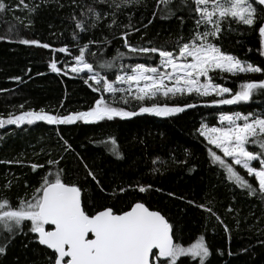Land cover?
<instances>
[{
	"label": "trees",
	"instance_id": "16d2710c",
	"mask_svg": "<svg viewBox=\"0 0 264 264\" xmlns=\"http://www.w3.org/2000/svg\"><path fill=\"white\" fill-rule=\"evenodd\" d=\"M3 3L9 10L0 13V36L8 35L9 38L0 40V118H7L9 113L18 114L20 105L25 111L44 108L51 114L60 115L91 107L99 93L85 84L87 76L84 73H54L48 65L55 59L57 66L63 69L66 63L73 62L72 56L78 52L72 47L75 42L71 16L74 12L78 14L80 6L91 4L92 0H76L75 4L72 0H48L46 3L24 0L23 4L21 0H3ZM157 3L158 0H146V5L125 8L117 14L118 25L111 30L106 27L111 20L106 18L90 32L80 33L81 44L89 39L102 41L107 37L111 43L102 50L95 44L90 48L108 61L117 55V50L127 52L119 35L123 31L121 25L129 22L140 28V32H133L129 37L133 45L148 40L162 44L180 36L187 39L195 27L194 15L185 8L164 19L161 18L165 14L164 5L157 10ZM24 4L40 7L30 14ZM177 4L178 0L170 7L175 10ZM98 7L108 10L105 5ZM154 11H157L155 18ZM149 20L152 23L149 24ZM29 22L30 26L25 27ZM260 23H264V14L251 28L233 23L231 27L235 31L228 32L225 25V34L220 40L222 48L241 60L264 67V56L260 55ZM9 24L16 25L19 35L8 33ZM20 39L40 40L49 43L51 48L21 44ZM65 45L70 47L71 56L53 51ZM88 59L93 62L91 56ZM146 60L145 56H125L119 63H144ZM153 60L158 63V56H153ZM115 71L108 70L110 79L115 78ZM215 77L217 83L236 90L242 81L264 79V74L234 76L217 72ZM211 99L195 94L169 99L167 103L170 105L195 103L197 106L166 118L140 114L95 123L77 121L49 125L38 121L20 127L6 125L0 128V197H7L15 205L25 194L30 196L52 168L47 161L60 160L59 167L65 171V181L75 182L82 188V203L90 212L106 206H114L117 211L128 210L132 203L143 202L151 210L160 211L174 226L175 242L187 247L203 235L211 250L205 264H264V243H261L264 241V203L228 181L224 169L211 163L208 149L213 148L219 154L218 150L208 145L198 132L202 122L217 125L221 112H264V95L256 94L251 101L237 105L205 106ZM127 107L128 110H137L138 104ZM109 137L116 140L121 158L109 150L110 144L106 148L100 143ZM64 141L74 151L65 152ZM249 148L256 150L254 146ZM77 154L97 174L102 188L87 176ZM17 160L23 163H7ZM33 163L44 167L34 171L31 168ZM236 167L255 185L254 177H247L243 169ZM9 182L11 186L6 188ZM138 183L152 187L141 193L136 187ZM120 187L127 191L119 192ZM207 202L214 205L213 210L228 226L229 233L215 217L209 218V214L197 206ZM229 208L232 211H228ZM29 227L30 223L26 222L23 232L7 242L6 254L0 255V264H49L52 251L38 243L36 234L30 233ZM5 243L0 237V246ZM218 250H222L223 255ZM177 264H199V260L181 257Z\"/></svg>",
	"mask_w": 264,
	"mask_h": 264
},
{
	"label": "snow or ice",
	"instance_id": "6c2138e0",
	"mask_svg": "<svg viewBox=\"0 0 264 264\" xmlns=\"http://www.w3.org/2000/svg\"><path fill=\"white\" fill-rule=\"evenodd\" d=\"M72 2L75 4L76 0ZM23 3L24 0H21ZM173 3L176 0H158L157 10L161 4L164 5L165 14L161 17L164 19L175 16L177 11L185 8L190 15H194L195 27L187 39L180 36L162 44L148 40L144 44L133 45L129 37L133 32H140V28L129 22L121 25L123 31L119 35L127 52L117 50V55L108 61L103 60L98 52H92L90 45L95 44L102 50L111 40L107 37L102 41L89 39L81 44L80 33L90 32L106 18L111 20L106 25L111 30L114 25H118V13L129 6L146 5V0H92L91 4L80 6L79 13L74 12L71 16L74 21L72 39L75 42L72 47L77 49L78 54L72 56L73 62L66 63L63 69L57 66L55 59L51 60L48 67L54 73L63 71L65 75L69 72L84 73L87 76L85 84L93 92L99 93V97L87 110L66 115L51 114L44 108L25 111L24 106L20 105L18 114L9 113L7 118H0V128L6 125H32L38 121L49 125L73 124L77 121L95 123L115 118L127 119L140 114L166 118L197 106L195 103H167V100L178 96L195 94L197 97L212 98L205 106H214L247 103L256 94L264 95V79L242 81L233 90L217 83L215 77L217 72L234 76L241 73L264 74V67L239 59L225 51L220 43L221 36L225 34V25L228 26V32L235 31L231 27L233 23L250 28L256 26L264 14V0H178L175 10L170 7ZM101 5H105L108 10L98 7ZM24 7L32 14L40 5L24 4ZM8 10V6L0 0V13ZM152 15L155 18L157 11ZM180 19L183 22V17ZM30 23L25 27L30 26ZM150 23L152 20H149ZM258 32L260 55L264 56V23L259 24ZM8 33L19 35L16 25L9 24ZM8 38V35L0 36V40ZM19 42L51 48L49 43H41L36 39H20ZM53 51L72 55L67 45ZM89 56L93 62L89 61ZM125 56H145L147 60L144 63H119ZM153 56H158V63L153 60ZM111 69H116L114 79L107 75ZM14 79L19 80L20 77ZM161 98H164V102H161ZM132 103L138 104L137 110H128L127 106ZM218 119L219 126L210 127L202 122L198 129L199 135L204 137L208 145L223 154L221 156L209 148L211 163L224 169L228 181L246 190L248 196L264 203V112H221ZM100 143L106 148L110 144L109 150L121 158L114 138L109 137ZM249 146L257 150H250ZM63 148L65 152L74 151L67 141H64ZM77 158L87 176L100 185L97 174L85 159L79 154ZM226 158H230L231 162ZM7 163L23 162L17 160ZM47 164L52 168L41 178V183L30 196L25 194L15 205L7 197H0V237L6 241L4 246H0V255L6 254L7 242L23 232L26 222L30 223L29 232L36 234L38 243L52 250L49 264H177L181 257L198 259L199 264H205L211 255L203 235L187 247L175 242L174 226L160 211L151 210L143 202L132 203L128 210L117 211L114 206H106L90 212L82 203V188L75 182L65 181V171L59 167L60 160L49 159ZM236 166L243 169L247 177H254L255 185L241 175ZM43 167L31 164L34 171ZM10 186L11 182L5 185L6 188ZM136 187L139 192L145 193L152 186L138 183ZM118 191L124 193L127 189L120 187ZM197 206L208 213L209 218L215 217L223 224L211 202ZM223 226L225 232L229 233L228 226ZM218 251L223 255L222 250Z\"/></svg>",
	"mask_w": 264,
	"mask_h": 264
},
{
	"label": "rangeland",
	"instance_id": "374dc122",
	"mask_svg": "<svg viewBox=\"0 0 264 264\" xmlns=\"http://www.w3.org/2000/svg\"><path fill=\"white\" fill-rule=\"evenodd\" d=\"M214 126H219V122H218V124L217 125H214ZM211 127V126H210ZM214 147V146H213ZM218 150V149H217ZM257 150V149H256ZM218 153L222 156L223 154L222 153H220L219 152V150H218ZM229 160H230V158H228ZM231 162V161H230Z\"/></svg>",
	"mask_w": 264,
	"mask_h": 264
},
{
	"label": "water",
	"instance_id": "95a60500",
	"mask_svg": "<svg viewBox=\"0 0 264 264\" xmlns=\"http://www.w3.org/2000/svg\"><path fill=\"white\" fill-rule=\"evenodd\" d=\"M47 227V226H46ZM46 248V246H44ZM50 250V249H49ZM52 251V250H51Z\"/></svg>",
	"mask_w": 264,
	"mask_h": 264
}]
</instances>
